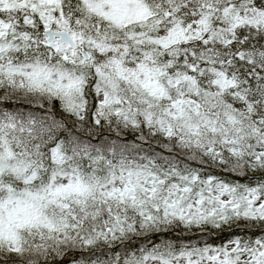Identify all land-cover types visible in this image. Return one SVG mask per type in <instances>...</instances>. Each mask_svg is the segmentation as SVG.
<instances>
[{
    "label": "snow or ice",
    "instance_id": "6c2138e0",
    "mask_svg": "<svg viewBox=\"0 0 264 264\" xmlns=\"http://www.w3.org/2000/svg\"><path fill=\"white\" fill-rule=\"evenodd\" d=\"M0 264H264V0H0Z\"/></svg>",
    "mask_w": 264,
    "mask_h": 264
}]
</instances>
